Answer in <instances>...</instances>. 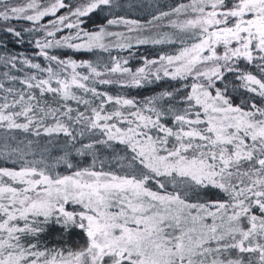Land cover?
Masks as SVG:
<instances>
[{"label": "snow or ice", "instance_id": "6c2138e0", "mask_svg": "<svg viewBox=\"0 0 264 264\" xmlns=\"http://www.w3.org/2000/svg\"><path fill=\"white\" fill-rule=\"evenodd\" d=\"M113 4L114 0L75 5L26 0L13 5L0 0V19H24L34 25L24 31L38 26L45 34L43 41L36 40L39 54L55 63L41 68L24 60L46 78L33 74L20 81L23 89L5 90L0 97V128L72 137L64 121H87L106 137L99 143L118 141L131 151L123 174L89 166L64 175L23 155L19 167H0V264H264V107L234 106L215 87L224 71H236L243 88L264 97V78L243 71L238 63L258 61L264 77V0H187L161 12L147 23L175 16L169 19L174 33L150 42L171 43L175 36L180 47L158 60L145 59V66L135 72L118 58L101 72L91 61L49 55L48 49L59 47L131 48V43L120 42L131 37L110 32L107 26L123 24L131 32L144 27L138 21L120 17L96 30L83 27L91 13ZM61 9L67 13L57 15ZM50 15L55 19L40 23ZM64 29L69 34L57 38ZM6 31L21 36L12 27ZM111 38L117 42L106 44ZM84 67L88 74L78 71ZM153 68L156 80L161 73L173 79L192 77L191 90L183 98L187 107L159 110L155 98L139 102L89 86V81L112 74L127 75L128 80L118 82L139 86ZM78 91L100 102L93 107V101ZM46 93L64 103L51 107L42 100ZM68 101L84 104L90 115L73 109ZM105 105L115 107L109 112ZM169 114L171 121L163 123ZM49 117L53 124L47 123ZM17 151L0 155L10 158ZM60 159L69 169L75 167L66 157ZM210 188L223 192L226 199L200 202V192ZM51 222L68 235L79 229L84 243L76 248L67 241H62L64 247L42 245L41 233Z\"/></svg>", "mask_w": 264, "mask_h": 264}, {"label": "trees", "instance_id": "16d2710c", "mask_svg": "<svg viewBox=\"0 0 264 264\" xmlns=\"http://www.w3.org/2000/svg\"><path fill=\"white\" fill-rule=\"evenodd\" d=\"M26 0H9L10 4L25 3ZM47 2V0H42ZM83 0H65V3L79 4ZM187 2V0H114L112 6H105L103 11L97 10L85 18V24L83 27L86 30H96L100 26L107 25V21L110 19H117L123 17L127 20H134L144 25L141 29H134L129 32L128 26L123 24L108 25L107 30L115 33H123L125 37H131V40H121V43H131V48H118L109 46L108 50L93 49L91 51L70 49L67 47L51 48L48 49L49 55H54L60 59L72 58L78 63L80 61H91L98 70L105 71V65L111 66L112 58H118L121 61L126 60L128 67L133 72L136 69L145 66V59L158 60L161 55H172L179 49L180 44L176 41V37L172 36L174 42L153 44L150 41L153 39L161 38L165 33L172 35L174 29L169 26V19H175V16L162 18L160 20L153 21L148 24L147 22L152 20L154 16H158L161 12H170L177 4ZM67 9H61L57 15H65ZM54 16L45 17L40 23L47 25L49 20H54ZM12 27L15 31H20L21 36L16 37L14 33L7 32L6 29ZM34 25L24 19H12L9 21H3L0 19V83L4 84V89H0V97L6 95V89L12 88L14 90H21L24 85L20 82L25 77L37 74L40 78H46V74L41 73L39 70L31 68L30 65L25 64L24 60H30L32 63H38L41 68H46L51 65L55 67L54 62L48 61L44 56L40 55L39 48L36 46V40L43 41L45 34L42 30L24 31V29H33ZM69 29L57 33V38L68 35ZM51 39V38H49ZM137 39H147L149 43L138 44ZM117 42L115 38L106 40V44L114 45ZM12 57H16L15 61L9 62ZM239 67L245 72H251L253 75L261 77L260 70L256 66L259 62L248 63L247 61H239ZM14 65V66H13ZM78 71L83 74H88L86 67L79 68ZM161 79H155V69H151V75L147 79L142 80L139 86H133L123 84L118 81L128 80L127 75L121 76L120 74L104 75L97 77L95 81H89L90 87H95L99 93H107L112 96H123L130 99H135L139 102H146L154 99V106L159 110H179L187 107V104L183 102V98L190 92V85L194 82L192 77L177 78L164 77L163 73L160 74ZM15 78V79H13ZM100 79H110L113 81L111 84H100ZM241 81L238 79V73L236 71L228 72L224 71V77L221 80L215 81V87L220 88L227 97L231 100L233 105H240L245 110H251L252 105L257 107H264V97H260L258 93H253L241 86ZM55 86V85H53ZM213 94L215 90L211 89ZM163 93H171L167 96ZM77 95H84L82 91H78ZM37 96L39 93L37 91ZM11 99V97H9ZM84 99L93 101L91 106H96L100 101L95 99L90 93L84 95ZM42 100L47 101L53 108L59 107L64 101L59 97H53L52 94L46 93ZM73 109H78L79 112H84L86 116L90 115L89 111H86L84 104H77L76 101L67 102ZM152 105H149L151 107ZM114 105H105L107 111H112ZM72 116H76V112L72 113ZM171 115H167L162 122L169 123L171 121ZM70 125V131L72 137L65 135L64 133L45 134L41 132L40 136H36L34 132H24L20 129H6L0 128L2 131H13V136L17 134L16 140L30 139L37 143L38 148L44 147L41 150H51L50 157H57L62 154L67 158V161L73 164L75 167L70 169L69 172L75 171L77 168L89 167L95 163L101 162L102 159H107L106 155L111 156L115 152L128 151L125 145L118 141H113L111 144L99 143V141L105 140L99 130L91 129L87 121H64ZM48 124H53L54 120L49 117ZM7 132V131H5ZM3 132V133H5ZM15 133V134H14ZM21 137V138H19ZM74 137V139H73ZM18 138V139H17ZM93 145L90 149H85V145ZM61 148V150H60ZM45 150V151H46ZM55 150V151H54ZM56 150H60L56 152ZM62 152V153H60ZM107 152V153H106ZM106 153V154H105ZM130 155V154H129ZM4 160V157L2 158ZM97 160V162H96ZM95 162V163H94ZM108 162V159H107ZM67 165H58L60 172H68L65 168ZM69 169V168H68ZM69 173V174H70ZM172 185L169 183L168 189L172 190ZM226 199V195L218 189L210 188L207 192L201 191L199 195L200 202L205 200H223ZM42 245L46 244L48 247H64L62 241H67L68 245L76 248L84 243L83 233L79 229H74L70 235L65 234L61 227L54 222L49 223L46 226L45 232L41 233Z\"/></svg>", "mask_w": 264, "mask_h": 264}, {"label": "rangeland", "instance_id": "374dc122", "mask_svg": "<svg viewBox=\"0 0 264 264\" xmlns=\"http://www.w3.org/2000/svg\"><path fill=\"white\" fill-rule=\"evenodd\" d=\"M17 4H23V3H16L13 5ZM7 131V132H5ZM0 133V151H7L11 152L13 149L18 150L17 152L13 153V155L10 158H6L5 156L0 155V167H19V161L18 158L19 156L23 155L25 160L28 161H43L46 163L48 166L52 167L53 170L57 173L67 175L69 174L68 167L66 166L65 168L68 170L69 173L67 172H60L58 170V165H63L65 164L60 158L63 157L62 154H59L57 157H50L49 154L51 155V150H41L44 147L38 148L37 143L33 142V140L30 139H22L20 141L16 140V135L13 136V131H8L5 130ZM5 132V133H3ZM15 134V133H14ZM18 139V138H17ZM106 139V138H105ZM113 141L108 142L107 144H111ZM61 150V148H60ZM56 150V152L60 151ZM55 151V150H54ZM121 152V151H120ZM115 152L111 156H104L108 159H102L101 162L99 161L98 163H95L93 166L95 170H104V171H112L116 172L118 174H123V171H127L131 162V152L128 153V151H122V153ZM62 153V152H60ZM107 153V152H106ZM105 153V154H106ZM130 154V155H129ZM4 157V160L2 158ZM97 162V160H96ZM41 167L44 166L42 163L40 165ZM85 168V167H83ZM76 170V169H75ZM74 207V206H71Z\"/></svg>", "mask_w": 264, "mask_h": 264}]
</instances>
